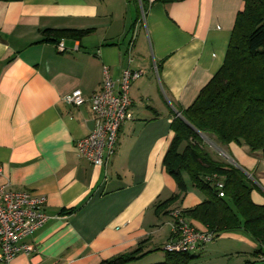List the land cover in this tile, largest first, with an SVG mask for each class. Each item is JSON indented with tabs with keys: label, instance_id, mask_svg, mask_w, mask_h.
I'll return each mask as SVG.
<instances>
[{
	"label": "crops",
	"instance_id": "1",
	"mask_svg": "<svg viewBox=\"0 0 264 264\" xmlns=\"http://www.w3.org/2000/svg\"><path fill=\"white\" fill-rule=\"evenodd\" d=\"M243 8V0H155L143 17L140 0L0 2V186L44 197L49 216L24 238L30 254L0 264H100L143 241L152 252L140 261H164L170 211L205 199L183 172L186 191L157 208L179 193L164 165L171 123L222 66ZM46 29L78 34L46 40ZM105 67L117 80L128 67L141 75L130 87L133 117L120 127L115 154L94 166L76 149L95 126L90 102L75 106L65 98L97 92ZM219 149L227 158H213L248 173L252 201L264 204V153L244 143ZM256 247L244 230H225L189 264H243Z\"/></svg>",
	"mask_w": 264,
	"mask_h": 264
},
{
	"label": "trees",
	"instance_id": "2",
	"mask_svg": "<svg viewBox=\"0 0 264 264\" xmlns=\"http://www.w3.org/2000/svg\"><path fill=\"white\" fill-rule=\"evenodd\" d=\"M14 1L20 0H0ZM243 1L244 8L236 16L222 66L187 109L177 110L180 115L171 123L174 136L164 165L176 180L179 193L157 208L168 207L186 191L182 178L185 172L193 186L205 195L201 204L182 210L188 221L201 223L215 238L225 230H244L257 247L243 264H264V204H255L251 199L253 180L233 164L214 159L202 140L206 136L219 148L244 143L251 151L264 153V0ZM141 2L145 9L149 1ZM60 33L78 34L72 30L43 32L46 40H55ZM219 182L222 189L217 186ZM144 243L100 264L137 262L152 252L144 250ZM163 252L164 261L155 264H189L198 254L165 248Z\"/></svg>",
	"mask_w": 264,
	"mask_h": 264
},
{
	"label": "built area",
	"instance_id": "3",
	"mask_svg": "<svg viewBox=\"0 0 264 264\" xmlns=\"http://www.w3.org/2000/svg\"><path fill=\"white\" fill-rule=\"evenodd\" d=\"M149 3L155 0H148ZM142 5V2L140 0ZM144 6L142 13L144 17ZM137 38V29L131 34L127 45V59L132 61V51ZM59 49L64 50L62 44ZM141 75V71L124 69L120 78L114 79L104 68V77L100 89L86 98L81 91L75 90L65 98L67 103L82 106L90 102L95 126L92 132L76 142L80 156L94 166H106L115 154L118 134L121 125L133 117L129 91L132 83ZM222 189L221 182L217 184ZM219 196L223 193L220 191ZM44 197L33 196L27 191L7 190L0 186V262L9 263L18 254H30L32 248L23 242L24 238L41 228L49 219L42 209ZM172 218V237L164 246L173 252L200 251L215 239L213 232L198 229L183 215L182 210L170 211Z\"/></svg>",
	"mask_w": 264,
	"mask_h": 264
},
{
	"label": "rangeland",
	"instance_id": "4",
	"mask_svg": "<svg viewBox=\"0 0 264 264\" xmlns=\"http://www.w3.org/2000/svg\"><path fill=\"white\" fill-rule=\"evenodd\" d=\"M202 140L204 141V144H205L206 148L209 149L213 154H215L217 152L218 153V156L221 157L222 159L225 160V158H227V157H225L222 154V152L220 151V149L215 145V143L211 139H209L206 136H202ZM248 178H250V176H248ZM137 262H140V264H145L143 261H140V260H138Z\"/></svg>",
	"mask_w": 264,
	"mask_h": 264
},
{
	"label": "water",
	"instance_id": "5",
	"mask_svg": "<svg viewBox=\"0 0 264 264\" xmlns=\"http://www.w3.org/2000/svg\"><path fill=\"white\" fill-rule=\"evenodd\" d=\"M246 174H248V173H246ZM248 176H249V174H248Z\"/></svg>",
	"mask_w": 264,
	"mask_h": 264
}]
</instances>
